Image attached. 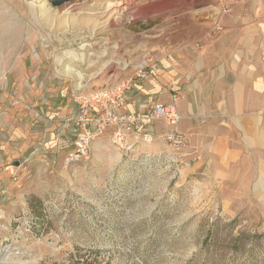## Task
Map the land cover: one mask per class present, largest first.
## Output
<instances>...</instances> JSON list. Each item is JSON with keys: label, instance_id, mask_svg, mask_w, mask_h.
Segmentation results:
<instances>
[{"label": "rangeland", "instance_id": "374dc122", "mask_svg": "<svg viewBox=\"0 0 264 264\" xmlns=\"http://www.w3.org/2000/svg\"><path fill=\"white\" fill-rule=\"evenodd\" d=\"M11 34L28 55L19 69L34 103L50 95V106L170 58L185 76V57L205 53L191 105L204 124L231 129L242 152L215 166L192 146L187 164L164 134L130 155L102 136L67 165V141L51 145L34 162L48 169H33L3 207L0 264H264V0H0V37ZM253 56L256 75L244 64Z\"/></svg>", "mask_w": 264, "mask_h": 264}, {"label": "crops", "instance_id": "0c3cea01", "mask_svg": "<svg viewBox=\"0 0 264 264\" xmlns=\"http://www.w3.org/2000/svg\"><path fill=\"white\" fill-rule=\"evenodd\" d=\"M16 44V34H11L8 41L0 37V217L6 214L3 207L12 204L17 189H22L23 183L32 179L33 169H48L36 167L35 159L47 157L51 145L57 146L65 141L72 150L71 129L76 112L73 101L64 106L59 95L53 100L58 105H49L50 95L34 103V88L26 71L19 69V62L23 57L27 61L28 55L19 53ZM185 58L191 64V71L185 76L177 59L170 58L169 64L162 63L159 67L157 80L138 81L127 93V111L136 115L145 114L155 103H172L169 90L175 94L185 92L187 102L186 99L176 102L182 116L177 128L190 136L191 145L200 151L203 159L217 166L220 156L227 159L229 155L241 154V145L231 129L223 133L218 124H204L201 120L203 113L191 105L190 93L203 91L199 78L206 74L210 60L205 53L197 52ZM236 63L241 76V62ZM244 64L250 74L256 75L252 71L258 66L256 59L252 62L246 60ZM253 126L262 127L261 121L257 123L255 118ZM239 127L242 128V125ZM153 128L158 135L169 130L163 122H156ZM222 148L226 150L225 154L221 153Z\"/></svg>", "mask_w": 264, "mask_h": 264}, {"label": "built area", "instance_id": "2783aa9c", "mask_svg": "<svg viewBox=\"0 0 264 264\" xmlns=\"http://www.w3.org/2000/svg\"><path fill=\"white\" fill-rule=\"evenodd\" d=\"M158 71V64L150 63L111 88L72 93L76 112L72 121V150L66 157L67 165L86 160L93 142L105 135H109L110 142L119 152L130 155L136 151L139 143L151 144L155 140L158 134L153 125L156 122H163L169 127L163 140L170 149L184 154L188 158L185 161L187 164L197 159L189 152L192 147L190 136L177 128L182 121L176 107L179 101L177 94L172 96V103H155L145 114L136 115L127 111V93L138 81L157 80Z\"/></svg>", "mask_w": 264, "mask_h": 264}, {"label": "water", "instance_id": "95a60500", "mask_svg": "<svg viewBox=\"0 0 264 264\" xmlns=\"http://www.w3.org/2000/svg\"><path fill=\"white\" fill-rule=\"evenodd\" d=\"M53 7L57 8L75 0H47Z\"/></svg>", "mask_w": 264, "mask_h": 264}, {"label": "bare ground", "instance_id": "6f19581e", "mask_svg": "<svg viewBox=\"0 0 264 264\" xmlns=\"http://www.w3.org/2000/svg\"><path fill=\"white\" fill-rule=\"evenodd\" d=\"M36 4H37L36 6H38V9H40L41 12H47L49 6H48V4H47L46 1L38 2ZM33 6H35V3L34 2L32 3V7Z\"/></svg>", "mask_w": 264, "mask_h": 264}]
</instances>
